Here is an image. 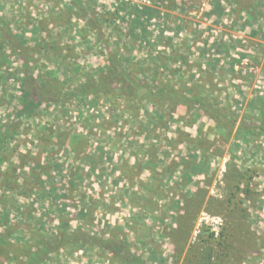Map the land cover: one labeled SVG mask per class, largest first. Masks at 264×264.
I'll return each instance as SVG.
<instances>
[{
    "label": "rangeland",
    "instance_id": "374dc122",
    "mask_svg": "<svg viewBox=\"0 0 264 264\" xmlns=\"http://www.w3.org/2000/svg\"><path fill=\"white\" fill-rule=\"evenodd\" d=\"M76 4L0 0V264H264V0Z\"/></svg>",
    "mask_w": 264,
    "mask_h": 264
},
{
    "label": "trees",
    "instance_id": "16d2710c",
    "mask_svg": "<svg viewBox=\"0 0 264 264\" xmlns=\"http://www.w3.org/2000/svg\"><path fill=\"white\" fill-rule=\"evenodd\" d=\"M77 0H73V5L77 7ZM0 28L3 29L6 35H10L8 26L3 22L0 18ZM109 71L107 74L102 77V82L89 81L86 85L81 86L76 94L84 95L87 93H96L99 91L105 90L109 85L118 83V82H126L127 88L129 91L132 90L134 96L140 99H148L153 103H163L170 106H181L184 108H195L201 111L202 115H204L207 119L213 121L214 123L222 126V127H232L235 124V119L227 114L224 110L218 109L213 105L201 101L199 99L188 97L183 93L169 89V90H151L150 88L139 86V83L131 78H126L125 74L119 75L117 71V67L119 66V60L117 55L114 53L109 56ZM47 89V88H45ZM29 90H34L35 93L48 97V94L41 91L38 84L35 82H31ZM28 90V93L30 92Z\"/></svg>",
    "mask_w": 264,
    "mask_h": 264
}]
</instances>
